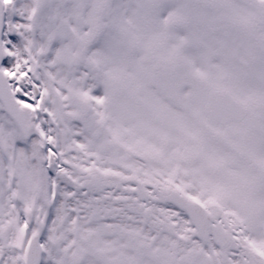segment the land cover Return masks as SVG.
<instances>
[{
	"label": "snow or ice",
	"instance_id": "snow-or-ice-1",
	"mask_svg": "<svg viewBox=\"0 0 264 264\" xmlns=\"http://www.w3.org/2000/svg\"><path fill=\"white\" fill-rule=\"evenodd\" d=\"M0 264H264V0H0Z\"/></svg>",
	"mask_w": 264,
	"mask_h": 264
}]
</instances>
